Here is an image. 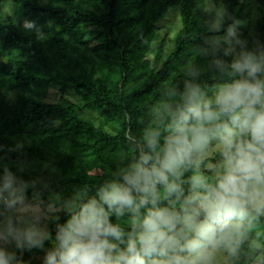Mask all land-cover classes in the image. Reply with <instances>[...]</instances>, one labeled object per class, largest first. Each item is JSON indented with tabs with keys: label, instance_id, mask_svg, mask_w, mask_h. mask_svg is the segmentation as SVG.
<instances>
[{
	"label": "trees",
	"instance_id": "obj_1",
	"mask_svg": "<svg viewBox=\"0 0 264 264\" xmlns=\"http://www.w3.org/2000/svg\"><path fill=\"white\" fill-rule=\"evenodd\" d=\"M210 1L223 8L218 28L212 27L216 16L206 6ZM11 2L18 20L5 24L0 13V38L7 51L0 62V182L11 173L18 194L38 196L43 205L51 196L62 205L87 199L118 178L141 150L147 151V130L167 135L165 105L180 101L185 82L211 90L227 81L216 61H230L232 54H224V39L215 50L212 42L227 36L230 26L235 35L242 34L246 50L264 52V0H255L260 15L250 29L241 21L251 0ZM173 7L179 27L163 58L158 43L156 65L149 59L151 45L160 20ZM50 86L57 89L56 102L45 99ZM69 92L84 108L96 110L111 131L80 117L65 98ZM209 159L218 161L219 151ZM190 175L186 171L182 179ZM129 215L110 219L127 230ZM67 216L68 211H52L45 226L54 234ZM253 241L261 247H253ZM47 248L15 249L19 264H42ZM263 249L264 215L253 222L249 238L227 264H254Z\"/></svg>",
	"mask_w": 264,
	"mask_h": 264
},
{
	"label": "clouds",
	"instance_id": "obj_2",
	"mask_svg": "<svg viewBox=\"0 0 264 264\" xmlns=\"http://www.w3.org/2000/svg\"><path fill=\"white\" fill-rule=\"evenodd\" d=\"M219 25L218 14L212 27ZM230 36L232 26L213 50ZM244 43L235 39L239 51L229 43L223 51L232 59L216 61L229 79L214 95L185 82L180 101L165 105L167 135L147 130V151L95 195L74 198L54 234L7 173L0 182V264H19L15 249H44L45 241L51 246L42 264H219L218 253L235 256L264 215V52ZM217 149L220 159H209ZM126 212L127 230L110 219Z\"/></svg>",
	"mask_w": 264,
	"mask_h": 264
},
{
	"label": "rangeland",
	"instance_id": "obj_3",
	"mask_svg": "<svg viewBox=\"0 0 264 264\" xmlns=\"http://www.w3.org/2000/svg\"><path fill=\"white\" fill-rule=\"evenodd\" d=\"M1 2V16L2 21L5 24H9L11 22H16L18 20L17 15L13 12L12 8V2L11 0H0ZM207 8L212 9L215 12V16L217 18V15L220 16V22L222 20L223 16V8L222 5L216 4L212 1L206 3ZM260 15L259 5L255 2V0H251L250 4L247 6V17L241 21V25L246 28L250 29L251 26L254 24V21L256 18H258ZM159 29L156 32L154 41L151 45V50L149 53V59L153 62V64H158L159 60H156V53H157V45L158 43H161V58L165 57L169 50L172 47V38L175 33V31L179 27V12L178 9L173 7L169 9V11L166 13V15L160 20L159 22ZM242 34H237L235 37H229L226 41L227 45L229 46V43L232 44V46L237 50L239 49L237 44H235V39H239ZM7 51L4 49L2 45V37L0 38V62L6 57ZM216 88L211 90H204L205 93L209 96L214 95ZM11 96V95H10ZM65 98L69 101H71L74 105L75 110L78 112L79 116L84 119L91 120L96 126L103 128L106 131H111V128L109 126V123L102 117L99 116L96 110H91L83 107L82 100L72 94L71 92L65 94ZM47 101L56 102L58 101V93L57 89L53 86H50L48 88V92L45 98ZM219 150H212L210 157L214 156L216 152ZM201 170L205 171L207 174V170L201 166ZM23 203L27 205H32L36 208L38 212H40L41 215V224L45 226V219H47L52 211L55 210H64L67 211L68 205H62L59 204V200L57 196H51L47 199V204L43 205L40 202V198L38 196H33L29 199L22 198ZM45 243V248L40 249L38 248L39 252L44 251L49 244L47 241ZM264 249L261 251L260 256L257 258L254 264H263L264 263ZM218 261L219 264H227V261L224 258L223 253H218Z\"/></svg>",
	"mask_w": 264,
	"mask_h": 264
}]
</instances>
